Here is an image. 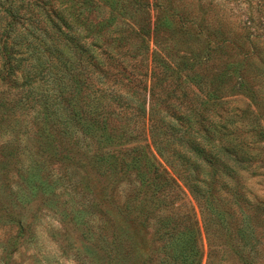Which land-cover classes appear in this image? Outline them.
Here are the masks:
<instances>
[{"label":"rangeland","instance_id":"1","mask_svg":"<svg viewBox=\"0 0 264 264\" xmlns=\"http://www.w3.org/2000/svg\"><path fill=\"white\" fill-rule=\"evenodd\" d=\"M66 1L65 24L29 5L46 48L35 37L43 32L0 0V264H264V0ZM102 28L113 49L129 45L127 70L165 75L158 100L148 76L136 101L118 104L126 86L108 62L89 66L83 88L82 48L97 57ZM187 117L213 131L214 145L227 133L240 139V204L224 221L201 212L186 184ZM152 123L168 126L162 153L150 144ZM156 161L163 178L153 189ZM161 229L191 255L173 259L169 241L154 238Z\"/></svg>","mask_w":264,"mask_h":264},{"label":"trees","instance_id":"2","mask_svg":"<svg viewBox=\"0 0 264 264\" xmlns=\"http://www.w3.org/2000/svg\"><path fill=\"white\" fill-rule=\"evenodd\" d=\"M67 1L66 0H60L57 2V0H9L8 7H4L7 12H9L13 17H17L20 15L21 18H24L25 20H29V23L32 24L35 28V30H41L44 34L43 38H38V33L34 30L29 31L30 33H35L36 34V39L44 47H48L47 41L44 39L46 38V34L49 37V34L46 33L47 29L45 28H40V20L35 18V17H26V14L31 15V10L32 8L29 7L31 6H36L40 7L44 11V16L47 18V20H50L51 14H54L55 17H57L60 21V23H67V17L64 15V12L67 9ZM73 8V7H72ZM69 9L70 11L72 10H80L79 7L74 5L73 9ZM77 8V9H76ZM87 7H82L81 9H85ZM88 9V8H87ZM89 10V9H88ZM91 12V11H89ZM50 14V16H49ZM75 14H79L77 11H75ZM89 13H87L88 16ZM86 16V18H88ZM80 18V17H78ZM101 23H103L101 21ZM53 25V22H52ZM56 28L57 24L54 23ZM140 31L144 35L149 34V30H145L142 28H139ZM11 24L9 25L8 28L3 30V34H5L6 37L10 36L11 32ZM109 29H103L102 32H106ZM106 34L103 35L102 39L104 40V36L111 35V32H106L102 33ZM12 44L17 45L19 42H17L14 38L12 39ZM103 45L105 46V49L99 52L98 56L96 57L95 55L92 54L87 48H82V53H84L83 58H80L81 65H84L87 69L86 75H85V80H84V85L83 88H87L91 85L90 79L91 75L88 73V68L89 66H97V64H103L108 62L113 63L114 67H116L115 74H114V79L115 81H118L122 85L126 86L125 91H116L114 100L120 104L122 100H125L124 104L125 106L129 105V102L136 101L135 98H132L134 96L133 90L135 86H141L139 85L142 84V86L146 87L145 85L147 84V77L151 76L155 78V85L156 89L151 88L150 90V95L152 96V99L155 101L159 99L158 95L159 89L162 87V85L165 83V75L164 77L160 76V72L156 70V68L149 69L148 67L145 68L144 76L143 77H138L137 73H139L135 66L132 67L134 70H127L129 64V45L126 47V50H121V49H113V40H104ZM110 51H115L114 52V57L113 53ZM110 52V53H109ZM141 59L138 58L137 61H140ZM93 66V67H94ZM172 72V71H170ZM172 74V73H170ZM173 75V74H172ZM167 76V75H166ZM168 78V77H166ZM172 77H170L168 80H171ZM135 83V84H133ZM121 88V87H120ZM161 90V89H160ZM162 92L164 90L162 89ZM141 93V92H139ZM176 94H172L173 100L177 99ZM124 96L126 97L124 99ZM129 96V97H128ZM131 96V97H130ZM144 100L139 103H136L137 108H141L143 106ZM105 103L103 102L102 106H104ZM175 105V104H173ZM131 107V106H130ZM124 116L118 117V124H122V122L126 121ZM154 118L157 117L155 116ZM180 123L182 121V126H183V120L182 118H178ZM161 125L157 124H151L149 132L151 133L150 136V144L157 149V152L162 153L160 149V142L166 141V137L163 136V140L159 139L158 137L160 136L161 130L163 131L164 134L168 132V126L165 125V128H163ZM206 128V129H205ZM185 134L189 136V139L187 140V143H189V147L186 149L187 154V161H188V166L187 172L193 171L194 175H189V173H186L185 178L188 179L187 186L190 189L191 193L193 194L194 198L196 199L198 205L200 206L201 212H205L207 209L212 210L213 212H216V219L218 220H226L229 215H232V211H235V207L240 204V191H239V168L241 166V158L239 152H241V148L238 146H242L240 143V139L235 138L233 134H228L225 138L226 143L224 142V145H214L212 143V134L213 131L210 130L207 126L205 127L204 124H201L198 121L193 120L191 117H187V126L185 127ZM155 134V137H154ZM196 138H199L198 140ZM121 139V135H119V140ZM221 140H224V136L221 138ZM223 144V143H222ZM245 152V151H244ZM159 153V154H160ZM155 159V158H154ZM131 160L133 161V166L137 170L142 168V158L139 156V153L133 154L131 157ZM156 160V159H155ZM159 163H152V168L150 171V178L147 181V183L151 184L152 188H158L159 183L158 179L163 178V175H161L160 168H159ZM163 169V168H162ZM189 169V170H188ZM165 171V170H164ZM167 173V171H166ZM168 174V173H167ZM140 193V192H139ZM227 193L230 194V197H227ZM142 194V192H141ZM231 196H232V201H231ZM227 198L229 200H227ZM141 200L143 202V215L145 219L150 216L152 213H150V209L148 208V205H146V198L143 196L141 197ZM205 218V217H204ZM208 220V219H207ZM165 221H167L165 219ZM162 222V220L158 219L156 222L155 228L158 229L159 223ZM162 223H160L161 225ZM155 229V230H156ZM160 229V228H159ZM204 229L206 230L207 234H209L208 230V221L204 223ZM164 230L161 229L159 232H157V236L154 235L155 240H162L166 239L168 242V245L172 247L173 253L171 254V257L175 260H184L185 257L187 258L189 255H191V250L188 249L187 245V250L185 251L186 247L184 244H179L178 242L176 243L174 240H176V236L172 231H168L167 236L162 237L159 233L163 232ZM195 231L198 232L197 227L195 228ZM167 232V231H166ZM159 234V235H158ZM195 239V238H194ZM209 239V237H208ZM194 255L198 254V249L193 252ZM199 259L198 258L196 264H199ZM180 260V261H181Z\"/></svg>","mask_w":264,"mask_h":264}]
</instances>
